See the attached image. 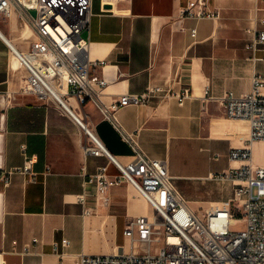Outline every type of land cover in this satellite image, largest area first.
<instances>
[{"label": "crops", "instance_id": "obj_1", "mask_svg": "<svg viewBox=\"0 0 264 264\" xmlns=\"http://www.w3.org/2000/svg\"><path fill=\"white\" fill-rule=\"evenodd\" d=\"M197 1L93 0L83 35L90 58L102 61L91 70L106 80L103 103L149 91L146 102L119 107L116 120L149 157L166 161L176 190L202 214L235 197L238 181L222 175L243 164L229 153L246 146L250 124L229 119L221 97L249 93L264 72V43L251 47L264 31V0H206L217 17L186 16ZM36 38L16 5L0 15V264H80L81 254L140 251L124 231L154 209L127 182L96 194L86 177L105 165L118 170L85 152L87 129L123 163L133 148L93 101L68 97L70 111L23 92L28 69L17 52ZM185 86L191 94L181 101ZM251 149L253 164L264 166V139ZM27 156L35 179L22 170Z\"/></svg>", "mask_w": 264, "mask_h": 264}, {"label": "built area", "instance_id": "obj_2", "mask_svg": "<svg viewBox=\"0 0 264 264\" xmlns=\"http://www.w3.org/2000/svg\"><path fill=\"white\" fill-rule=\"evenodd\" d=\"M13 5L37 33L27 52H17L28 69L23 92L68 110V97H76L80 104L93 101L132 146L133 159L123 163L87 129L90 142L84 145L85 152L107 156L118 170L111 175L107 165L101 166L86 177L87 182L96 185L98 196L127 182L154 209L150 216L132 219L124 231L140 245V251L81 254L80 264H264V166L253 164L251 149L255 140L264 139V72L254 75L249 93L229 91L221 97L229 119L249 122L250 136L245 147L232 148L229 153L231 159L243 164L222 175L238 181L234 199L199 214L176 190L166 161L149 157L137 142L136 133L126 131L116 120L119 107L146 102L149 91L122 94L111 105L101 100L106 80L92 73L91 67L102 61L90 58L91 40L83 35L90 27L93 0H0V15L9 16ZM31 10L36 11L35 16ZM184 13L196 18L218 16L207 8L206 0L191 3ZM262 43L264 31L258 33L251 47L255 50L256 44ZM190 94V87L185 86L179 97L182 101ZM33 163L34 158L27 156L22 170L35 179ZM5 181H9L8 176ZM67 243L66 239L62 241ZM54 249H58V243H54Z\"/></svg>", "mask_w": 264, "mask_h": 264}, {"label": "water", "instance_id": "obj_3", "mask_svg": "<svg viewBox=\"0 0 264 264\" xmlns=\"http://www.w3.org/2000/svg\"><path fill=\"white\" fill-rule=\"evenodd\" d=\"M107 7H110V5H107ZM31 14L35 16L36 15V11L35 10H31Z\"/></svg>", "mask_w": 264, "mask_h": 264}, {"label": "rangeland", "instance_id": "obj_4", "mask_svg": "<svg viewBox=\"0 0 264 264\" xmlns=\"http://www.w3.org/2000/svg\"><path fill=\"white\" fill-rule=\"evenodd\" d=\"M254 192H255V190H254Z\"/></svg>", "mask_w": 264, "mask_h": 264}]
</instances>
